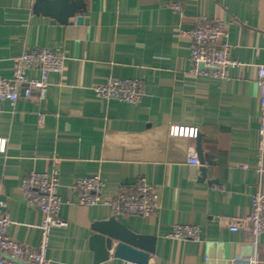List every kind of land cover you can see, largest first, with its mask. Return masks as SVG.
<instances>
[{"label":"crops","instance_id":"crops-1","mask_svg":"<svg viewBox=\"0 0 264 264\" xmlns=\"http://www.w3.org/2000/svg\"><path fill=\"white\" fill-rule=\"evenodd\" d=\"M34 2L0 0V76L9 77L15 57L30 47L63 51L66 61L62 74H49L45 94L33 88L15 105L0 100V136L8 139L0 153V199L11 219L8 236L38 247L43 215L26 202L21 180L56 165L64 201L75 199L79 177L100 176L107 196L145 177L159 190L160 210L114 215L102 204H64L67 226L51 232V264H135L115 257L114 248L95 261L92 225L110 217L156 237L149 264H251L252 258L264 264V234L248 239L226 227V217L249 215L253 194L264 192V173L253 168L264 0H84L82 22L73 17L66 24L34 13ZM198 16L226 22L231 58L240 62L227 68L226 79L188 74L190 41L178 28L193 27ZM29 75L40 78L36 69ZM110 76L141 79L145 96L139 103L97 97L93 87ZM172 125L198 128L199 135L172 136ZM192 155L200 165L189 163ZM176 224L199 225L201 241L170 238Z\"/></svg>","mask_w":264,"mask_h":264},{"label":"built area","instance_id":"built-area-1","mask_svg":"<svg viewBox=\"0 0 264 264\" xmlns=\"http://www.w3.org/2000/svg\"><path fill=\"white\" fill-rule=\"evenodd\" d=\"M169 7L178 13L183 12V5L170 1ZM178 34L190 41L189 75L207 76L221 80L227 78V68L240 64L231 58V45L226 22L220 18L198 16L191 28H178ZM264 50V47H263ZM66 54L50 47H30L15 57L9 77L0 76V100L15 105L19 97L29 98L33 88H39L45 94L50 86L49 74H62L65 69ZM36 69L40 78H32L29 71ZM256 83L260 94V126L257 160L254 169L264 173V61L257 65ZM97 97L118 99L129 103H139L145 96V84L141 79H129L110 76L106 82L93 87ZM170 135L197 138L198 128L172 125ZM7 137L0 136V153H6ZM189 163L200 165L197 155L189 158ZM245 168L251 165L244 163ZM55 165L46 172L29 171L22 178L21 186L26 202L38 208L42 215L39 225L40 241L36 249H27L21 242L7 234L11 224L6 202L0 199V264H51L47 256L51 232L58 227H66L67 221L60 215L64 204L79 205L102 204L109 207L114 215H156L160 210V193L156 185L145 177H138L134 182L123 183L117 193L107 196L100 176H83L74 183L75 199L64 201L59 194L60 176ZM251 213L241 217H226V227L231 231H243L248 239H255L264 234V192L257 190L252 196ZM202 228L195 224H176L169 237L193 242L201 241ZM255 258L249 259L254 263Z\"/></svg>","mask_w":264,"mask_h":264},{"label":"water","instance_id":"water-1","mask_svg":"<svg viewBox=\"0 0 264 264\" xmlns=\"http://www.w3.org/2000/svg\"><path fill=\"white\" fill-rule=\"evenodd\" d=\"M84 10V0H35L33 5L34 13L53 17L64 24L73 17L82 22L81 13ZM200 147L199 144V151ZM202 171L205 173V169ZM92 229L90 247L95 252L96 262L108 259L109 250L114 248L115 257L135 264H149L150 254L155 251L154 235L136 233L116 217L95 221Z\"/></svg>","mask_w":264,"mask_h":264}]
</instances>
